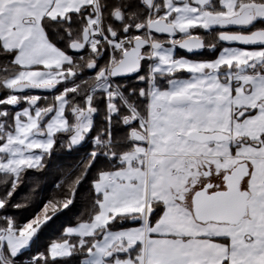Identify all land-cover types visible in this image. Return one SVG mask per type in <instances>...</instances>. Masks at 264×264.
<instances>
[{"label": "snow or ice", "instance_id": "obj_1", "mask_svg": "<svg viewBox=\"0 0 264 264\" xmlns=\"http://www.w3.org/2000/svg\"><path fill=\"white\" fill-rule=\"evenodd\" d=\"M231 26L248 46L176 53ZM0 68V264H264V0H0ZM82 148L63 192L16 202ZM81 200L75 239L33 250Z\"/></svg>", "mask_w": 264, "mask_h": 264}, {"label": "trees", "instance_id": "obj_2", "mask_svg": "<svg viewBox=\"0 0 264 264\" xmlns=\"http://www.w3.org/2000/svg\"><path fill=\"white\" fill-rule=\"evenodd\" d=\"M200 36L206 40L207 43L212 45H219L222 44L219 42V40L216 39V33L213 32L211 35H209L207 32L203 30H198ZM212 41H208L207 37L213 36ZM218 47L215 51H209L208 53H204L206 58H213L218 53ZM75 55V53H70ZM83 54V53H81ZM85 72V76H90L92 73L88 72L86 69L83 70ZM4 73L2 71V68H0V76H2ZM129 80H134L135 76L128 77ZM57 88L60 86L57 85ZM3 90L0 89V92ZM57 92L54 90L51 91H43L39 89H31L27 90L25 92H22V94H38L41 97V100L38 101V104L45 106L47 103H54V99H51L50 96L52 94H56ZM21 94V93H18ZM46 98V99H45ZM85 149L82 148L79 150V152H72L69 154L66 150H60L58 155L53 156L52 160L49 161V163L46 165L45 169L41 170H28L26 173V180L24 181L23 185L18 189L17 193L14 194L16 197L17 203H25L24 197L28 196L30 194V189L33 187L34 183L38 184L39 187L43 190L42 194L45 196H56L60 192H63L66 189L67 182L70 179H73L72 177H67L64 175V173L73 168L75 163L80 160L81 156L84 154ZM60 182V187H55L57 183ZM83 191V190H82ZM39 206H41V202L37 201V204L33 205L32 207L28 208V215L32 214L34 211L38 210ZM91 209L89 207V203L87 200H81L77 204V208L73 210V212L66 213L63 216H60L58 218H55L53 221V224L50 228L45 229L44 232L41 234L40 239L36 241V243L33 245V250H36L39 248L40 250H44L51 242L59 241L62 239H69L73 240L75 237H68L65 235H62L63 228L65 226H71L76 223H78L80 220L87 219L89 217ZM29 255L28 252L25 253L24 256L17 258V264H21V262Z\"/></svg>", "mask_w": 264, "mask_h": 264}, {"label": "flooded vegetation", "instance_id": "obj_3", "mask_svg": "<svg viewBox=\"0 0 264 264\" xmlns=\"http://www.w3.org/2000/svg\"><path fill=\"white\" fill-rule=\"evenodd\" d=\"M238 30H241V29H239V28H237V27H235V26H231V27H217V28H215V30L213 31V32H219V31H238ZM214 37V35L213 36H209V37H207V40L208 41H212V38ZM157 38L158 39H164V40H166L167 39V37L166 36H161V35H158L157 36ZM204 40V39H203ZM222 45L221 46H219V45H214V51L217 49V47L219 48L218 49V52H219V50L222 48V47H225L226 46V44H224L222 41H219ZM204 43H205V45H209V43H207L206 42V40H204ZM212 45V44H211ZM210 50H209V48L208 47H205V48H203V50L202 51H200V52H196V53H187L186 51H184L183 49H181V48H179V47H177V49H176V53L178 54V55H181V56H186V57H188V58H190V59H204L203 57H205V54L206 53H208ZM212 52V51H211ZM205 53V54H204ZM209 54V53H208ZM133 77V76H132Z\"/></svg>", "mask_w": 264, "mask_h": 264}, {"label": "water", "instance_id": "obj_4", "mask_svg": "<svg viewBox=\"0 0 264 264\" xmlns=\"http://www.w3.org/2000/svg\"><path fill=\"white\" fill-rule=\"evenodd\" d=\"M223 42V41H222ZM224 44H225V42H223ZM227 45H233V44H227ZM235 45H238V46H241V47H244V46H248V45H243V44H235ZM253 46H255V45H253ZM184 50V49H183ZM203 49H200V50H194V51H191V52H188V51H186V50H184V51H186L187 53H196V52H200V51H202ZM133 75H131V74H129V76L128 77H132ZM28 89H26V90H23V92H25V91H27ZM39 90H43V91H51V90H44V89H39Z\"/></svg>", "mask_w": 264, "mask_h": 264}, {"label": "rangeland", "instance_id": "obj_5", "mask_svg": "<svg viewBox=\"0 0 264 264\" xmlns=\"http://www.w3.org/2000/svg\"><path fill=\"white\" fill-rule=\"evenodd\" d=\"M226 46H238V45H226ZM56 94H58V93H56ZM56 94H52V95L50 96V98H51V99H54V96H55ZM23 95H32V94H23ZM34 95H38V94H34ZM22 106H27V105H23V104H22Z\"/></svg>", "mask_w": 264, "mask_h": 264}]
</instances>
